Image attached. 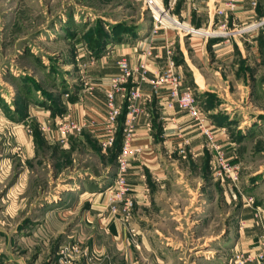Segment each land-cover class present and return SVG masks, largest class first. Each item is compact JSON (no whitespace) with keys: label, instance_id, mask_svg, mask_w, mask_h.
<instances>
[{"label":"rangeland","instance_id":"rangeland-1","mask_svg":"<svg viewBox=\"0 0 264 264\" xmlns=\"http://www.w3.org/2000/svg\"><path fill=\"white\" fill-rule=\"evenodd\" d=\"M150 19L144 0H0V264H197L205 255L195 248L210 247L209 263L228 264L233 252L216 246L221 239L181 242L182 254L162 260L153 257L154 250L142 253L140 228L129 223L134 210L120 209L124 224L115 240L127 248L113 251L111 236L85 218L98 201L109 206L105 190L117 171L116 139L102 150L95 139L75 143L73 135L65 142L54 137L66 120L68 101L86 86L80 53L95 57L92 48L129 41L151 27ZM214 27L201 28L202 34L173 29L208 40L234 32L230 26L229 33L205 35ZM247 29L250 35L263 31L264 16ZM260 44L264 53V39ZM248 95L240 101L249 104L254 121L239 135L241 168L233 189L243 202L251 198L257 210L264 208V97L250 103ZM90 174L101 190L94 197L81 192ZM218 227L210 220L200 228L206 233Z\"/></svg>","mask_w":264,"mask_h":264},{"label":"crops","instance_id":"crops-1","mask_svg":"<svg viewBox=\"0 0 264 264\" xmlns=\"http://www.w3.org/2000/svg\"><path fill=\"white\" fill-rule=\"evenodd\" d=\"M161 1L164 5L170 4V0ZM237 4L236 11L227 17L234 31L228 37L214 40L184 37L173 28L159 29L154 34L149 27L129 41H107L104 46L92 48L91 52L97 51L95 57L82 51L79 56L83 61L86 86L79 89L74 100L68 101L65 119L84 122L85 126L81 134L71 139L77 143L90 138L100 144L105 131L106 95L114 85L119 59L125 58L131 67L146 62L148 78L157 76L171 60L183 85L193 89L217 142L227 156L241 166L237 146L244 137L239 139V135L254 121V112H249V104L240 100L246 92L250 93V97L246 96L250 103L264 97V74L259 73L261 68L264 69L260 44L264 29L256 35L247 31L248 26L264 16V0H257V5H252L250 0H238ZM217 5V0H176L171 7L186 25L201 29L220 20L221 16H215ZM237 26L242 28L236 31ZM147 50L151 55L145 53ZM253 63L257 69L252 68ZM250 79L253 84H249ZM134 85L136 82L128 80L116 87L115 103L121 109L115 133L118 147L122 146V130L128 116L126 92ZM139 88L142 97L137 103L141 112L135 119L131 135L132 148L139 152L130 157L125 179L134 202L129 223L132 225L133 221L140 228V251L153 253L154 250L153 257L162 260L179 255L178 251L182 254L185 249L179 247L181 242L194 239L206 242L212 238L221 239L216 246L226 253L257 249L259 239L264 236V222L254 215L253 207L238 197L230 183L214 177L210 167L212 152L205 146L196 122L177 106L171 109L166 106L165 88L153 93L148 81L141 82ZM236 94H240L239 99L233 97ZM180 146L184 147L185 153L179 152ZM95 177L93 174L86 177L82 193L88 192L94 197L101 191L99 185H92L96 180H91ZM118 213L117 216L111 214L108 203L105 205L101 200L87 211L85 218L111 236L113 251L117 253L127 248L122 247L126 245L123 240L121 243L115 240L122 236L124 224L119 218L120 209ZM210 220L218 222V229L202 232L200 227ZM204 249L195 248L200 257L205 255L197 264H213L208 262L207 252L214 250L211 247Z\"/></svg>","mask_w":264,"mask_h":264},{"label":"built area","instance_id":"built-area-1","mask_svg":"<svg viewBox=\"0 0 264 264\" xmlns=\"http://www.w3.org/2000/svg\"><path fill=\"white\" fill-rule=\"evenodd\" d=\"M175 1L176 0H170L169 5H164L161 0H144L151 18L150 32L155 34L159 29L167 30L177 28V30L183 33L202 34L200 29L185 25L173 13L171 4ZM237 2L238 0H217L218 5L215 8V16H221V21L219 20L214 24L215 27L210 31H206L205 35H218L231 31L227 17L236 11L238 7ZM250 3H252V5H257V0H250ZM145 53L151 55L150 50H147ZM146 66V62H141L138 66L131 67L125 58L119 59L117 61L118 73L113 79L114 85L108 90L106 95L107 112L103 120L105 131L100 140V147L102 150L110 148L116 139L117 118L121 114V109L115 103L114 98L117 91V84L125 83V81L128 80L136 82V85L132 86L126 92L128 116L122 130V146L117 153V171L112 177L111 184H108L105 190V195L108 197L109 201L108 207L110 212L115 214L121 209L128 214L134 204L133 198L130 195V186H128L125 179V172L130 157L139 152L138 149L132 148L131 135L134 131L135 119L141 112V108L137 103L142 97V89L139 88L141 82L148 81L153 93H157L161 88H165L167 90V97L165 99V103H167L166 106L169 109L177 106L184 115L196 122L199 133L204 136L205 146L212 152L210 167L214 177L221 181H227L233 187L237 188L239 185L241 166L237 162H233L227 156L223 146L217 142L213 127L206 122L203 111L196 100L193 90L182 85V77L179 72L175 70L174 61L170 60L167 66L154 78H148ZM84 126V122L75 123L66 119L61 122L57 130L58 132L54 137L55 139L65 142L67 141L66 138L70 135L74 136L80 134ZM184 150L183 146L179 147V152L185 153ZM246 201L250 206L253 203L251 198H248ZM118 202H121V208H119ZM254 215L264 222V208L258 207ZM251 263L264 264V236L259 239L257 249L245 252L236 250L228 261V264Z\"/></svg>","mask_w":264,"mask_h":264},{"label":"trees","instance_id":"trees-1","mask_svg":"<svg viewBox=\"0 0 264 264\" xmlns=\"http://www.w3.org/2000/svg\"><path fill=\"white\" fill-rule=\"evenodd\" d=\"M117 147H118V146H117ZM119 150H120V147L117 148V152H116V154L119 152Z\"/></svg>","mask_w":264,"mask_h":264},{"label":"bare ground","instance_id":"bare-ground-1","mask_svg":"<svg viewBox=\"0 0 264 264\" xmlns=\"http://www.w3.org/2000/svg\"><path fill=\"white\" fill-rule=\"evenodd\" d=\"M199 32V31H198Z\"/></svg>","mask_w":264,"mask_h":264}]
</instances>
